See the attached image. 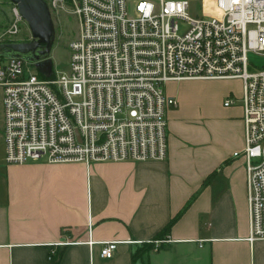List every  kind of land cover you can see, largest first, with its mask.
Wrapping results in <instances>:
<instances>
[{
    "label": "built area",
    "instance_id": "built-area-1",
    "mask_svg": "<svg viewBox=\"0 0 264 264\" xmlns=\"http://www.w3.org/2000/svg\"><path fill=\"white\" fill-rule=\"evenodd\" d=\"M45 1L50 10L68 7L78 34L67 69L48 76L26 73L21 57L0 56L4 161H164L166 112L177 105L165 84L239 79L245 147L233 155L245 158L248 240H264V67L248 56H264V0H210L199 16L192 0ZM22 22L12 4L0 43L25 41L16 38ZM99 243L110 259L119 241Z\"/></svg>",
    "mask_w": 264,
    "mask_h": 264
},
{
    "label": "crops",
    "instance_id": "crops-1",
    "mask_svg": "<svg viewBox=\"0 0 264 264\" xmlns=\"http://www.w3.org/2000/svg\"><path fill=\"white\" fill-rule=\"evenodd\" d=\"M164 88L177 102L164 161L8 164L2 129L0 264H264V240H248L245 158L233 155L245 147L241 81Z\"/></svg>",
    "mask_w": 264,
    "mask_h": 264
},
{
    "label": "rangeland",
    "instance_id": "rangeland-1",
    "mask_svg": "<svg viewBox=\"0 0 264 264\" xmlns=\"http://www.w3.org/2000/svg\"><path fill=\"white\" fill-rule=\"evenodd\" d=\"M12 4L10 0H0V32L4 28L10 27V13ZM192 15H201L203 10L211 9L212 3L210 0H192L191 2ZM51 18L54 22L55 39L51 46L50 59L53 70L67 69L69 63V48L68 43L77 36L78 32V19L75 15L70 14L68 7L51 9ZM20 33L16 37L17 40L28 41L31 38L26 22L19 24ZM250 60L257 68L264 67V56L249 53ZM26 73L37 72V67L34 62H26ZM234 89H239L240 86L237 82L232 83ZM1 91H0V104H1ZM1 111V108H0ZM0 135H2V123L0 112Z\"/></svg>",
    "mask_w": 264,
    "mask_h": 264
},
{
    "label": "water",
    "instance_id": "water-1",
    "mask_svg": "<svg viewBox=\"0 0 264 264\" xmlns=\"http://www.w3.org/2000/svg\"><path fill=\"white\" fill-rule=\"evenodd\" d=\"M10 3L18 6L31 38L28 41L1 42L0 56H18L28 62L32 61L39 72L48 76L52 71L50 53L55 39L49 5L45 0H10Z\"/></svg>",
    "mask_w": 264,
    "mask_h": 264
},
{
    "label": "trees",
    "instance_id": "trees-1",
    "mask_svg": "<svg viewBox=\"0 0 264 264\" xmlns=\"http://www.w3.org/2000/svg\"><path fill=\"white\" fill-rule=\"evenodd\" d=\"M39 75L42 76L41 74H39ZM185 207H186V206H185ZM172 222H173V220L170 221V222L167 224V226L163 229V234H165V233L167 232V230H168L169 227L171 226Z\"/></svg>",
    "mask_w": 264,
    "mask_h": 264
}]
</instances>
